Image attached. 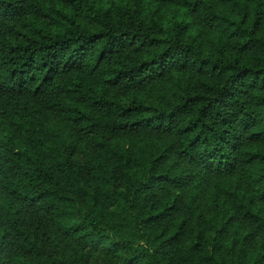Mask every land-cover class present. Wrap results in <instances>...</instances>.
Listing matches in <instances>:
<instances>
[{"label":"trees","instance_id":"obj_1","mask_svg":"<svg viewBox=\"0 0 264 264\" xmlns=\"http://www.w3.org/2000/svg\"><path fill=\"white\" fill-rule=\"evenodd\" d=\"M97 242L264 264V0H0V264Z\"/></svg>","mask_w":264,"mask_h":264},{"label":"rangeland","instance_id":"obj_2","mask_svg":"<svg viewBox=\"0 0 264 264\" xmlns=\"http://www.w3.org/2000/svg\"><path fill=\"white\" fill-rule=\"evenodd\" d=\"M93 150L89 142L79 143L73 152V159L80 166L84 167L89 161L90 155ZM40 211L37 208H30L27 210L26 215L33 218L34 214H38ZM103 244L100 242L92 243L85 248V264H114L106 258L103 253Z\"/></svg>","mask_w":264,"mask_h":264}]
</instances>
